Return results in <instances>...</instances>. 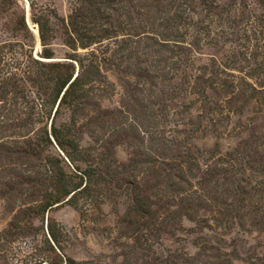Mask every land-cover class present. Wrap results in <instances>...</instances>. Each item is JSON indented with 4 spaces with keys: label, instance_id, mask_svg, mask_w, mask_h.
<instances>
[{
    "label": "rangeland",
    "instance_id": "1",
    "mask_svg": "<svg viewBox=\"0 0 264 264\" xmlns=\"http://www.w3.org/2000/svg\"><path fill=\"white\" fill-rule=\"evenodd\" d=\"M0 264H264V0H0Z\"/></svg>",
    "mask_w": 264,
    "mask_h": 264
},
{
    "label": "trees",
    "instance_id": "2",
    "mask_svg": "<svg viewBox=\"0 0 264 264\" xmlns=\"http://www.w3.org/2000/svg\"><path fill=\"white\" fill-rule=\"evenodd\" d=\"M80 76V75H79ZM75 80L76 79H74V81L71 83V85H73L74 84V82H75ZM69 82V81H68ZM71 85L68 87V89H67V91L65 92V94H67L68 92H69V89H70V87H71ZM62 92V91H61ZM60 92V93H61ZM65 96V95H64ZM2 145V144H1ZM78 190L77 191H81V189H80V186L77 188ZM75 190H76V188H75ZM76 193V192H75Z\"/></svg>",
    "mask_w": 264,
    "mask_h": 264
}]
</instances>
